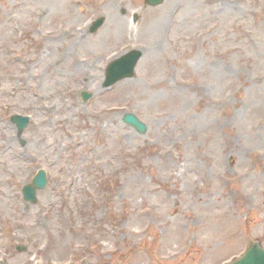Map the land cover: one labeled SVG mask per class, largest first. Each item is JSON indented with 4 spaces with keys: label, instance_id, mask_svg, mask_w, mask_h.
I'll return each instance as SVG.
<instances>
[{
    "label": "rangeland",
    "instance_id": "obj_1",
    "mask_svg": "<svg viewBox=\"0 0 264 264\" xmlns=\"http://www.w3.org/2000/svg\"><path fill=\"white\" fill-rule=\"evenodd\" d=\"M132 49L135 75L104 88ZM255 241L264 0H0V264H227Z\"/></svg>",
    "mask_w": 264,
    "mask_h": 264
},
{
    "label": "water",
    "instance_id": "obj_2",
    "mask_svg": "<svg viewBox=\"0 0 264 264\" xmlns=\"http://www.w3.org/2000/svg\"><path fill=\"white\" fill-rule=\"evenodd\" d=\"M164 0H148L150 5L161 4ZM104 23V17L97 20L91 28V31H96ZM143 56L142 50H131L127 54L114 60L107 68L106 80L104 87L108 88L123 80L125 78L133 77L135 69ZM83 99L88 101L92 97V93L84 92L82 94ZM124 121L134 127L138 132L144 134L147 131V126L142 122L137 115L132 113H126ZM12 122L18 126L19 133H22L30 122L29 116L14 115ZM48 183L47 172L45 169H40L36 176L33 178L32 183H29L23 188L24 200L36 204L38 202V191L46 188ZM23 250V246L19 247ZM231 264H264V247L259 242H255L246 251L245 255Z\"/></svg>",
    "mask_w": 264,
    "mask_h": 264
},
{
    "label": "bare ground",
    "instance_id": "obj_3",
    "mask_svg": "<svg viewBox=\"0 0 264 264\" xmlns=\"http://www.w3.org/2000/svg\"><path fill=\"white\" fill-rule=\"evenodd\" d=\"M119 18L118 16H114L113 21L111 22V25L113 26L112 29L104 32L101 36H100V41H106L108 40L112 35L114 36L115 34H118L120 32V30L122 29L121 24L119 23ZM160 22L162 23V16L159 19Z\"/></svg>",
    "mask_w": 264,
    "mask_h": 264
}]
</instances>
